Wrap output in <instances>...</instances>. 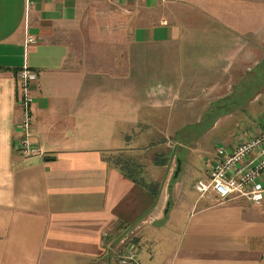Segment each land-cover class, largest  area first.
Here are the masks:
<instances>
[{
  "label": "crops",
  "instance_id": "obj_1",
  "mask_svg": "<svg viewBox=\"0 0 264 264\" xmlns=\"http://www.w3.org/2000/svg\"><path fill=\"white\" fill-rule=\"evenodd\" d=\"M96 6L131 30L121 74L69 66L64 27ZM263 56L264 0H0V264H99L142 225L155 245L138 248L140 264H264V190L218 204L193 188L215 146L264 129ZM23 65L37 76L29 137L42 155L17 149ZM179 105L200 113L179 119ZM146 140L159 183L135 155Z\"/></svg>",
  "mask_w": 264,
  "mask_h": 264
},
{
  "label": "rangeland",
  "instance_id": "obj_2",
  "mask_svg": "<svg viewBox=\"0 0 264 264\" xmlns=\"http://www.w3.org/2000/svg\"><path fill=\"white\" fill-rule=\"evenodd\" d=\"M63 32L65 35L64 41L65 43H67L69 50L68 60L70 61L69 66L71 68L74 67L75 69L82 71L95 70L100 72H110L115 75L121 74L124 70L127 62V55L129 53L128 51L130 49L128 44L131 39V30L129 28V25L125 22V18L120 12L112 11L111 8H107L104 6L93 7L87 10V13L83 14L79 18V20H77V22H75L71 26L64 27ZM195 106L198 108V105ZM188 113H191V116L194 115L195 117L196 115H199L200 110L194 109V111L189 112L185 109H181V105H179L178 112H176L175 115L177 116V118L184 120V118L188 117ZM164 115L165 114L162 113L161 117L163 118ZM178 129H180L179 126L172 128H155L154 134L156 138H154V140L158 141L160 139L159 136L163 137L165 134L172 137ZM147 145L148 142L146 143V146ZM158 148L159 147H157V144L155 146H150L149 148L147 146V149L140 150L135 155H138L140 157L138 163L140 164L142 173L144 171L145 177L159 183V180H161L162 177L158 175V171L162 170L160 168V170L157 169L154 163L155 159L151 158L153 154L161 156V154L158 153L160 150ZM144 153L145 158L143 157ZM170 177L171 176L168 175L166 176V179L171 187L174 182H172L173 178ZM196 182L193 184L194 189ZM173 199L174 198L171 199L172 202L174 201ZM147 228H149L148 225H142L139 229L133 231L132 234L128 233L129 239L127 240V242L136 245L138 248H143L146 245L148 249L151 243L150 240H153L155 237L153 235L154 231L152 230L151 233L149 232V238ZM151 244L153 248V246L155 245L154 242H152ZM121 251L122 249L120 250V252H118L117 250V253L115 251H112L110 255H103V258L99 262V264H117L118 256ZM74 264H86V262L77 261Z\"/></svg>",
  "mask_w": 264,
  "mask_h": 264
},
{
  "label": "built area",
  "instance_id": "obj_3",
  "mask_svg": "<svg viewBox=\"0 0 264 264\" xmlns=\"http://www.w3.org/2000/svg\"><path fill=\"white\" fill-rule=\"evenodd\" d=\"M30 6L34 0H25ZM31 35L26 36L27 44L35 42ZM36 73L23 65L15 73L18 85L17 105L20 109L19 127L22 136L17 142V149L24 156L42 155L30 140L31 85L36 81ZM214 159L208 167V178L197 180L195 189L200 196H212L215 202H223L244 198L252 203H260L263 199V186L260 177L264 173V129L257 135L240 139L232 149L223 145L214 148ZM126 241V242H125ZM122 251L117 264H140L138 247L123 240Z\"/></svg>",
  "mask_w": 264,
  "mask_h": 264
},
{
  "label": "trees",
  "instance_id": "obj_4",
  "mask_svg": "<svg viewBox=\"0 0 264 264\" xmlns=\"http://www.w3.org/2000/svg\"><path fill=\"white\" fill-rule=\"evenodd\" d=\"M255 73H256V86H257L256 91H259L260 88L264 85V56L263 59L259 62V64L255 68ZM250 80H253V78H251ZM243 85L248 86L250 85V82L245 81ZM240 97L241 96H239V92L236 89L232 94L230 101H227V103L225 102L226 108L224 111L229 110L231 108L229 107V105L233 104L234 102H238V98Z\"/></svg>",
  "mask_w": 264,
  "mask_h": 264
}]
</instances>
